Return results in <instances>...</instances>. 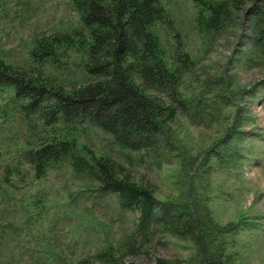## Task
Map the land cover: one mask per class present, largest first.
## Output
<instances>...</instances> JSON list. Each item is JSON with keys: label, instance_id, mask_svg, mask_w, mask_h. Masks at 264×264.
<instances>
[{"label": "rangeland", "instance_id": "374dc122", "mask_svg": "<svg viewBox=\"0 0 264 264\" xmlns=\"http://www.w3.org/2000/svg\"><path fill=\"white\" fill-rule=\"evenodd\" d=\"M162 2L169 24L154 30L169 60L185 50L193 63L183 66V104L175 103L177 118L158 135L160 151H143L129 166L153 185L159 213L194 216L203 233L193 239L155 225L149 245L132 252L137 212L121 209L115 195L64 165L36 178L23 152L35 140L28 121L11 91L0 88V264H74L110 255L116 260L110 264H155L157 257L264 264V58L255 16L250 8L240 11L204 38L194 0ZM78 19L70 0H0V58L26 67L35 38L70 31ZM97 134L87 128L81 139L108 152L107 136Z\"/></svg>", "mask_w": 264, "mask_h": 264}, {"label": "trees", "instance_id": "16d2710c", "mask_svg": "<svg viewBox=\"0 0 264 264\" xmlns=\"http://www.w3.org/2000/svg\"><path fill=\"white\" fill-rule=\"evenodd\" d=\"M70 1L77 25L35 38L28 66L0 58V88L11 91L35 139L23 145L34 176L43 178L64 165L99 191L115 195L121 209L137 212L132 252L149 245L155 225L194 239L203 233L197 218L159 213L153 185L136 179L129 166L143 151H160L158 135L177 118L175 103L183 104L180 75L183 66L193 63L190 54L183 50L170 61L169 47L154 30L159 23L169 24L168 10L162 0ZM194 2L204 38L250 8L260 40L256 49L264 58V0ZM87 128L107 136L108 152L81 139ZM113 258L82 257L74 264H110ZM155 264L182 263L157 257Z\"/></svg>", "mask_w": 264, "mask_h": 264}]
</instances>
